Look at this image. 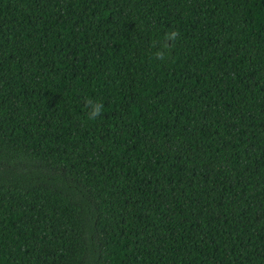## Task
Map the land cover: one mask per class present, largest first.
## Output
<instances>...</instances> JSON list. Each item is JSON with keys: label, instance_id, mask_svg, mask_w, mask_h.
Here are the masks:
<instances>
[{"label": "trees", "instance_id": "trees-1", "mask_svg": "<svg viewBox=\"0 0 264 264\" xmlns=\"http://www.w3.org/2000/svg\"><path fill=\"white\" fill-rule=\"evenodd\" d=\"M0 264H264V0H0Z\"/></svg>", "mask_w": 264, "mask_h": 264}, {"label": "clouds", "instance_id": "clouds-1", "mask_svg": "<svg viewBox=\"0 0 264 264\" xmlns=\"http://www.w3.org/2000/svg\"><path fill=\"white\" fill-rule=\"evenodd\" d=\"M173 35H177V33H173ZM157 58H162L161 54L157 55ZM88 107L90 108L89 112V119H95L101 112L103 105L100 103H94L93 101L89 100Z\"/></svg>", "mask_w": 264, "mask_h": 264}]
</instances>
